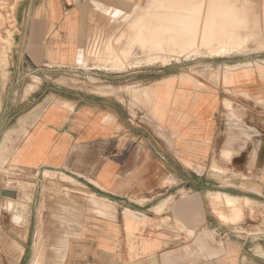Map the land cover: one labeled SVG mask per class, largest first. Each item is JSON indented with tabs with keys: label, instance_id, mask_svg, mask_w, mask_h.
I'll return each instance as SVG.
<instances>
[{
	"label": "crops",
	"instance_id": "1",
	"mask_svg": "<svg viewBox=\"0 0 264 264\" xmlns=\"http://www.w3.org/2000/svg\"><path fill=\"white\" fill-rule=\"evenodd\" d=\"M215 2L204 6V22L199 3L189 13L160 15V31L169 22L191 48L198 38L221 50L241 45L238 24L211 16L226 12L223 0ZM231 6L233 21L246 23L253 38L250 54L231 49L199 75L169 74L173 66L147 82L139 78L158 71L130 68L117 77L134 81L118 95L93 87L35 100L19 94L27 80L77 66L96 29L115 31L128 11L123 0H0V177L25 189L0 185V220L14 221L7 208L18 202L24 223H82L70 233L33 236L68 238L54 251L71 255L68 264H264V248L246 247L253 235L234 228L248 205H264V180L255 178L264 175V0ZM147 26L138 36L160 50ZM224 36L230 42L214 41ZM30 232L0 231L16 244L0 251L7 254L0 264H22Z\"/></svg>",
	"mask_w": 264,
	"mask_h": 264
},
{
	"label": "rangeland",
	"instance_id": "2",
	"mask_svg": "<svg viewBox=\"0 0 264 264\" xmlns=\"http://www.w3.org/2000/svg\"><path fill=\"white\" fill-rule=\"evenodd\" d=\"M226 7L223 9L226 11L221 14L211 13V16L217 18L224 17L226 15L229 19L223 22L227 26L230 24L239 25V41L242 42L239 46H230L223 45L222 50L215 45H204L201 44V39L199 40V45L190 47L188 43L190 38L188 36H180L179 31L168 22L163 23L165 25L163 29L159 28V25L162 24L158 22V17L161 15L171 16L172 12H181L185 11L189 13L190 10H193L195 6L199 3L201 4V16L203 22L206 16L210 14H203L205 5H215V0H140L137 4L142 7L134 10L132 7L136 0H123L125 7L128 13L125 16H122L118 24H116L115 31H107L104 28H97L94 36L89 40L88 44L84 46L81 50L82 53L79 56V64L74 67H61V68H49L44 73L39 74L37 77H33L30 80L25 82V85H22L21 91L19 94L27 95L28 93L35 97V100H38L41 96L43 98H48L53 94H61L62 96H69L68 94L79 91V89H89L92 90L93 87L96 92H110L118 95V87L120 85H131L134 79L127 78H118V75H123L126 70L134 67L139 69H148L158 71L153 75L143 74L139 78L141 82H147L152 78H166L168 74L166 68L173 67L169 72L172 74L175 71V74H178L182 71L194 72V74L199 75L203 73L205 69L214 68L215 60L227 57L228 52L235 51V54H250L254 51V47H249L247 45L248 41L252 40V36L248 34L246 29V23H240L234 18L236 15L231 13L232 0H223ZM113 4L118 5V0H112ZM219 3V0H218ZM9 5V4H7ZM169 11V12H166ZM6 8V13H7ZM131 15V18L126 20L127 15ZM232 14V15H231ZM231 15V17H229ZM222 17L220 20H222ZM233 17V19H231ZM11 15H7V21H10ZM136 19V20H135ZM9 23V22H8ZM147 24L146 33L149 34V40L151 41H162V47L160 50L155 48H150L148 45L142 43L141 38L138 36L139 32L143 30V26ZM2 24V14L0 13V28ZM167 27V28H166ZM225 30H223L224 32ZM229 31V30H228ZM214 32V31H213ZM158 33H165L166 36H157ZM162 37V38H161ZM223 39V40H222ZM222 39H215L214 41L230 42L224 36ZM110 45V49L108 48ZM153 47V45H152ZM114 49L117 53H115ZM118 54L120 57V64H115L109 57V53ZM222 52H221V51ZM4 53V49L0 47V54ZM257 53V54H262ZM114 55V57H118ZM95 72V73H94ZM102 74L111 75L114 77H105ZM24 86V87H23ZM111 86V87H110ZM36 89V90H35ZM131 88L127 89L128 94L130 93ZM41 97V98H42ZM32 100L31 102H37ZM146 100L144 99L143 103ZM28 104V103H27ZM24 103L23 105H27ZM1 105V101H0ZM21 105V104H20ZM23 109V108H22ZM9 124H14V121H9ZM52 177V176H51ZM0 185H17L20 188L21 192H24V187L22 182H10L8 179L10 177L4 176L0 177ZM256 181H263L264 175L256 173ZM259 199L261 197L257 196ZM12 202L8 206V211L12 213L14 221H9L3 223V220H0V231L3 230H15V229H24L27 230L30 228L31 237L28 240L30 253H27L22 261V264L36 263V264H68L70 261L71 255L54 252L58 248L65 247L68 245V238L60 237H33L39 231H47L49 235H54L56 232L63 231L64 233H70L71 229H77V226H80V222H71V221H33L31 223L21 222V216L15 215L22 206L18 207L16 202L15 206H11ZM94 201V210L95 212L101 213V206ZM241 207V206H240ZM242 208V207H241ZM18 209V210H17ZM248 213L245 215V219L240 221V223L235 224L234 228L239 229L243 232H249L253 235L251 240L248 242L246 247L251 248H264V205L256 206H247ZM7 211V210H6ZM5 217V216H4ZM44 219V216H42ZM7 224L8 226H3ZM4 232H2V235ZM14 243L8 242L3 238L0 239V251L3 250H16ZM247 249V248H246ZM35 251V252H34ZM38 251H41L40 253ZM47 251V252H46ZM253 250H250V252ZM256 251V250H254ZM46 252V253H45ZM261 254L260 252H257ZM7 257L6 253H0V262L4 261Z\"/></svg>",
	"mask_w": 264,
	"mask_h": 264
},
{
	"label": "water",
	"instance_id": "3",
	"mask_svg": "<svg viewBox=\"0 0 264 264\" xmlns=\"http://www.w3.org/2000/svg\"><path fill=\"white\" fill-rule=\"evenodd\" d=\"M2 194L4 196L16 197V191L14 190L2 189ZM0 212H1V208H0Z\"/></svg>",
	"mask_w": 264,
	"mask_h": 264
},
{
	"label": "bare ground",
	"instance_id": "4",
	"mask_svg": "<svg viewBox=\"0 0 264 264\" xmlns=\"http://www.w3.org/2000/svg\"><path fill=\"white\" fill-rule=\"evenodd\" d=\"M113 53H114V52H113ZM114 55H117V54H113L112 56H114ZM211 74H212V73H211ZM211 74H210V75H211ZM2 205H3V203H2Z\"/></svg>",
	"mask_w": 264,
	"mask_h": 264
}]
</instances>
